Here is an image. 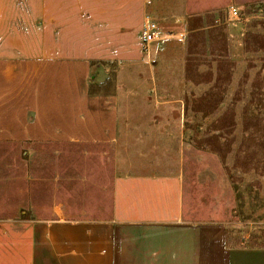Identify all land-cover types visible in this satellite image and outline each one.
<instances>
[{"label":"rangeland","instance_id":"obj_1","mask_svg":"<svg viewBox=\"0 0 264 264\" xmlns=\"http://www.w3.org/2000/svg\"><path fill=\"white\" fill-rule=\"evenodd\" d=\"M189 1L0 0V264H31L35 221L106 214L130 173L264 247V0Z\"/></svg>","mask_w":264,"mask_h":264},{"label":"crops","instance_id":"obj_2","mask_svg":"<svg viewBox=\"0 0 264 264\" xmlns=\"http://www.w3.org/2000/svg\"><path fill=\"white\" fill-rule=\"evenodd\" d=\"M193 1L218 5L232 0ZM179 191L178 178L126 174L114 187L106 214L35 221L29 231L30 262L264 264V247L231 245L223 226L188 220Z\"/></svg>","mask_w":264,"mask_h":264},{"label":"built area","instance_id":"obj_3","mask_svg":"<svg viewBox=\"0 0 264 264\" xmlns=\"http://www.w3.org/2000/svg\"><path fill=\"white\" fill-rule=\"evenodd\" d=\"M230 12L232 15L234 16H237L239 11L236 7H231L230 8ZM155 28H156V23L153 22L151 19H146V29H147V32H146V40L147 41H150L152 39H154V32H155Z\"/></svg>","mask_w":264,"mask_h":264}]
</instances>
